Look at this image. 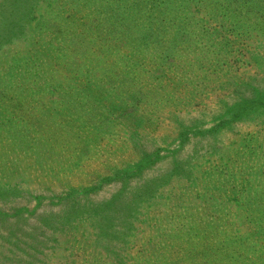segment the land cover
I'll list each match as a JSON object with an SVG mask.
<instances>
[{
  "label": "rangeland",
  "instance_id": "374dc122",
  "mask_svg": "<svg viewBox=\"0 0 264 264\" xmlns=\"http://www.w3.org/2000/svg\"><path fill=\"white\" fill-rule=\"evenodd\" d=\"M87 1L85 5L82 0L39 2L33 14L37 18L18 30L13 27L15 21L10 23L13 40L21 39V34L26 38L15 45L6 42L0 49V89L6 88L3 93L11 97L4 99L8 118L0 120V155L8 148L6 142L20 139L14 125L27 132L32 143L37 136L48 142L47 146L61 142L60 149L50 150L57 156L52 162L56 170L48 169L43 159L40 173L32 171V159L21 160L17 154L21 152L12 151L3 158L27 169L28 175L31 172L32 178L25 175L27 179L19 183L31 197L46 196L37 212L53 210L72 221L66 232L48 227L44 235L36 233L29 238L33 235L29 224L20 228L16 218L0 215V264H158L161 259L166 264H264V108L234 123H224L233 118L226 106L234 99L264 101V42L257 62L248 60L251 53H226L221 59L231 66L218 67L216 72L212 71L214 65L204 60L206 73L199 71L200 65L196 71L183 70L184 60L205 53L142 52L135 38L110 37L108 25L115 23L110 17H104L98 26L91 11L100 5L96 0ZM134 1L133 12H138L139 0L130 3ZM113 5L118 8L120 4L115 1ZM128 22L126 17L120 36L128 30ZM39 24L43 28L40 35ZM136 24H131L130 33L137 30ZM173 38L170 43H177ZM148 40L155 42L156 38ZM118 43L129 52L111 53L110 46ZM159 57L161 64L153 62ZM167 63H171L170 70ZM36 73L44 79L38 80V85ZM125 75H130L128 81ZM248 75L253 77L239 89V96L233 95L235 86L229 85L227 78L235 81L234 77ZM160 77L163 80L158 87ZM26 88L32 97L27 94L24 99L21 91ZM125 114H131L132 119L124 121ZM150 115L154 116L152 123H145L143 119ZM221 121L214 135L192 133L194 129L209 130ZM182 129L189 131L190 137L183 146L177 135ZM145 141L149 151L160 147L168 154L144 175L127 182L128 188L123 180H112V168L139 161ZM47 150L43 147L44 158H49ZM21 157L26 158L22 153ZM69 158L73 162L69 163ZM177 159L183 162L179 164L183 169L166 181L157 178ZM68 164L73 170H68ZM59 167L63 170L57 173ZM105 177L111 181L82 196L80 190L96 186L94 183ZM149 180L160 184L153 191H136ZM73 189L79 191L80 199L68 197L60 204L52 198L57 194L64 199ZM118 192L127 193L124 198L140 196L143 201L130 217V227L114 226L117 232L113 235L111 230L98 228L92 209L93 202H105ZM37 204V199L30 200L28 207ZM76 204L80 206L72 207ZM24 205L25 200L0 198L4 211ZM171 215L179 218L170 227L174 224L188 230L168 238L170 247L163 250L157 247L159 235L154 228L148 230L142 221ZM43 220L38 219L40 225ZM27 241L30 247L25 245ZM106 241H112L118 250L110 249Z\"/></svg>",
  "mask_w": 264,
  "mask_h": 264
},
{
  "label": "trees",
  "instance_id": "16d2710c",
  "mask_svg": "<svg viewBox=\"0 0 264 264\" xmlns=\"http://www.w3.org/2000/svg\"><path fill=\"white\" fill-rule=\"evenodd\" d=\"M41 1L50 2V0H0V42H3L1 41L2 38L5 39L7 35H10L8 39H6L8 41L5 40L3 43H0V49L5 48L7 46L6 44L8 43L15 45L17 40L23 41L26 38V35L19 33L21 35L18 36H22L21 39L16 38L13 40L11 33H13L14 28L16 30L21 29L22 25L24 27L32 20L37 18L33 14L35 13L36 9H38L37 4ZM82 1L84 5L88 2L87 0ZM115 1L116 3L120 4L118 8L113 5ZM96 4H99L100 7L93 9L91 14L94 15L95 20L99 23L97 24L98 26H102V20L104 17H107L108 19L110 17V19L115 22L114 24H110V26L108 25L109 30L112 32L110 37L113 39L117 37L135 38L138 43V49L145 53H205V55H201V58H197L198 56H193L184 60L186 67L183 70H186L189 67L193 71H196L200 65L199 71L206 73L205 70H208L206 68V64L202 65L204 60L205 62L210 63V65H214L211 66L213 67L212 71L216 72L215 69L218 67L222 68L231 66V64H228L227 59H221L222 55L226 53H251L248 60L250 59L254 62H257L260 58H262V55L258 50L262 49L261 45L264 42V0H139L136 10L140 8L141 9L138 12H133L135 1L134 3H130V0H96ZM6 17H10L12 21L9 20L7 22ZM126 17L129 19L128 30L123 32L120 36L121 32L119 30L121 26L125 24L124 22ZM43 20L44 17H41L40 21ZM13 21L16 22L15 25H13L14 28L10 25V23ZM134 23H137L135 26V29L137 30L134 33H130L131 24L133 25ZM39 27H41V24H39ZM143 28L145 37L142 36ZM41 30H43L42 27L37 31V34L40 35ZM151 37L156 38V41L150 42L148 40L149 43L146 42L147 39ZM171 37H174L173 41H177V43H170ZM119 39L120 38H117V40ZM178 40L180 44H178ZM253 48L254 51L251 50ZM102 49L103 46H101L99 51ZM109 51H111V53L129 52L120 43L116 44L114 47L110 46ZM253 53H258V55ZM242 58H244V54H242ZM158 60L161 64L160 57L154 59L153 62H157ZM217 62L220 64L217 65ZM171 63H167V66H169V69L167 70L171 69ZM173 65L175 67L180 66L175 63ZM164 74L165 73H163V75ZM125 76V80L128 81L130 75ZM251 77L253 76L248 75L247 78L234 77L235 81H231L229 79L230 77L227 78L229 80H227V83L233 87L235 86L232 94H237L239 96V89L243 87L247 83L248 78ZM2 78L5 79L6 76L2 75ZM34 79L36 80V85H38V80H44L37 73L35 74ZM157 79L158 80L156 81H158L159 87V80H163V77ZM254 79L257 82L259 81L257 77H254ZM156 86L157 85H155V87ZM5 90L6 88L0 89V120H5L8 118L7 104L4 103V101L7 100L4 99H10L11 97H8V95L3 93ZM28 92L29 91L27 88L25 91H21V93L24 94V99H27V94L31 96ZM94 93H97V97H99V92L97 90H95ZM105 97L107 98L109 95H106ZM259 108H264V101L260 102L255 99L247 101L243 98L234 99L233 103L231 102L230 105L226 106V112L234 114L231 120H227L225 122L221 121L218 126H214L205 131L194 129L192 133L197 132L203 135V133L206 132L208 133L207 135H214L218 132V128L221 127L223 122L226 124L234 123L242 116H249L250 114L257 112V109ZM122 118L124 121H126L127 119H132V116L131 114H125L124 117L122 116ZM153 118L154 116L150 115L144 118L143 121H145V123H152ZM14 126L16 133L15 135H17V137L20 139L14 140L15 138H12L10 139V142H6L7 144L4 146H7L8 148L5 152H3L5 154L0 155V198L5 199L6 201L14 200L17 202L25 200L26 205L22 207L15 206L9 211H4L0 208V215L3 217L6 216L9 218H16V220L20 223V228H25L23 223L26 225V227L29 224V228L31 229L30 231L33 232L32 236L28 235L29 238L36 237V233L41 236L44 235L48 227L56 229L57 233L66 232V228L71 226L72 221H67V219H65L67 218L66 216L54 212L53 210H49V212H47V210L43 213L37 212L39 208H42L43 201L46 199V196L40 194L36 197H31L27 187L24 186L23 183H19L23 180H26V176H30L32 178L31 172L28 175L27 169L21 170L18 164L8 162V160L3 158L4 155L9 156L12 151L21 152L26 157H21V153H17L21 160L32 159L31 164H34V170L32 171L40 173L38 166L44 164L42 162L43 159L47 161L48 169L53 168V170H56V164L52 162L57 159V156L53 155V152L50 150H54L56 147L57 149H60L61 142L55 143L53 146H47L48 142L44 143L45 140L37 136L36 141L32 143L30 141V137L26 135L28 134L27 132H23L22 129L17 125ZM137 130H139V128ZM177 135L180 137L181 146L189 141V131L186 129H182L181 131L179 130ZM142 139L144 138L139 137V140ZM47 141H51V138H47ZM145 143L148 142L145 141L143 143L144 149L142 148L141 152L138 153V162L131 163L128 161L123 165L122 169H111L114 174L112 180H123L125 185H127V182L144 175V173L149 170V168L154 167L157 163L165 158L166 154H168L160 147H156L152 151H149L146 148L147 145ZM43 147L48 149L47 154H49V158L43 157ZM69 160V163L73 162V160L70 158ZM180 163L183 162L179 161L178 159L176 161H172L171 165H169L166 171L157 178L161 179L162 182L168 180V177L172 176L173 172L176 173L178 169H183V167L179 165ZM72 167L73 166H71V164H68V170H73ZM62 170L63 169L60 170L59 167L57 173H60ZM52 173L55 175L56 171H52ZM110 181L111 178L105 177L101 182L96 181L94 183L96 186L90 187L89 189L80 190V192L84 194L82 196L90 195L98 188H101L103 184ZM159 184V181L149 180L146 181L145 184L136 191L144 189L153 191V188ZM97 186L99 187L97 188ZM115 195V198H111L102 203L93 202L92 209L93 214L97 216L96 224L98 228L107 232L111 230L113 235H115L117 232V229L113 228L114 226H122L123 230L130 227L132 224L131 220L133 218L130 217L135 215V213L140 210L141 206L139 204L141 201H143V198L139 199L140 196H128L125 198L122 197L126 196L127 193L118 192ZM82 196L79 194L78 190L73 189L64 199L59 198L60 196L57 194H54L52 198H54L56 201H59L60 204H64L62 201L68 197H70L68 199L71 201H75L74 197L80 199ZM36 199L38 200L37 206L30 209L28 207L30 200L34 201ZM66 204L69 205L68 202ZM79 206L80 205L76 204V206L72 207ZM123 213H125V215ZM172 217L173 216L171 215L169 217H156L142 221L146 226L145 228H154L156 236L159 235L157 247L163 250L170 247L167 244L168 238L173 239L178 237L180 232H186L188 230L186 225L184 230L182 228H177L178 226L176 227L174 224L170 227V224L178 221L179 218L178 216H175V218ZM31 218L33 219L32 221L30 220ZM38 219H44L42 225H40ZM17 221H15V223L18 224ZM31 222L36 223L30 224ZM178 224L179 226L183 225L181 222ZM151 231L153 232V230ZM43 240L45 241V239ZM35 242L38 243V241ZM105 244L109 246L110 249L118 250L116 247H114V245H112V241H106ZM25 245L30 247L28 241ZM160 262L161 263L158 264H166L165 259H161Z\"/></svg>",
  "mask_w": 264,
  "mask_h": 264
}]
</instances>
